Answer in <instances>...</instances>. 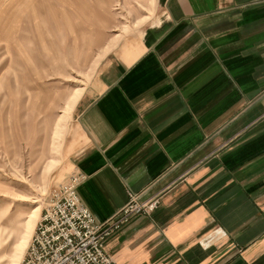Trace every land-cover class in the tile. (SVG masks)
<instances>
[{"label":"crops","instance_id":"1","mask_svg":"<svg viewBox=\"0 0 264 264\" xmlns=\"http://www.w3.org/2000/svg\"><path fill=\"white\" fill-rule=\"evenodd\" d=\"M155 3L74 106L80 203L102 223L160 196L105 242L115 264H264V0Z\"/></svg>","mask_w":264,"mask_h":264},{"label":"rangeland","instance_id":"2","mask_svg":"<svg viewBox=\"0 0 264 264\" xmlns=\"http://www.w3.org/2000/svg\"><path fill=\"white\" fill-rule=\"evenodd\" d=\"M106 1L0 0V264H20L73 172L76 102L156 13L155 0Z\"/></svg>","mask_w":264,"mask_h":264},{"label":"built area","instance_id":"3","mask_svg":"<svg viewBox=\"0 0 264 264\" xmlns=\"http://www.w3.org/2000/svg\"><path fill=\"white\" fill-rule=\"evenodd\" d=\"M84 178L73 171L51 190L20 264H115L104 249L107 239L133 217L149 216L159 206V195L145 198L128 191L126 204L98 223L77 194Z\"/></svg>","mask_w":264,"mask_h":264},{"label":"bare ground","instance_id":"4","mask_svg":"<svg viewBox=\"0 0 264 264\" xmlns=\"http://www.w3.org/2000/svg\"><path fill=\"white\" fill-rule=\"evenodd\" d=\"M38 210H39V209L36 208V209L33 210L32 213L35 214Z\"/></svg>","mask_w":264,"mask_h":264}]
</instances>
